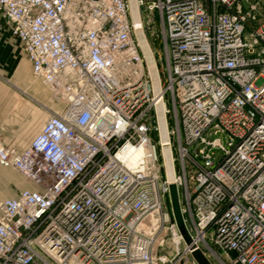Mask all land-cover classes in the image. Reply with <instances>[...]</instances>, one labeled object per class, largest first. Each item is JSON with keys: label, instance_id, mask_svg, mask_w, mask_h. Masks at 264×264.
I'll list each match as a JSON object with an SVG mask.
<instances>
[{"label": "built area", "instance_id": "1", "mask_svg": "<svg viewBox=\"0 0 264 264\" xmlns=\"http://www.w3.org/2000/svg\"><path fill=\"white\" fill-rule=\"evenodd\" d=\"M135 7L0 0V25L59 105L11 83L45 117L25 145L0 136V165L30 183L0 200V264H197V248L212 264H264V0ZM154 22L157 80L137 38ZM162 232L182 246L174 262L156 255Z\"/></svg>", "mask_w": 264, "mask_h": 264}, {"label": "rangeland", "instance_id": "2", "mask_svg": "<svg viewBox=\"0 0 264 264\" xmlns=\"http://www.w3.org/2000/svg\"><path fill=\"white\" fill-rule=\"evenodd\" d=\"M129 3L131 4V1L128 0ZM158 33V25L157 22H154V24L149 25L148 27H145V35L146 38L148 40V43L150 45V48L152 50L153 53V59L155 60V63L159 69V71H162V57H163V53L161 50V45L159 43L158 40V36L156 35ZM23 52V51H22ZM24 58H25V54L24 52L22 53ZM145 55V54H144ZM146 57V56H145ZM147 60V58H146ZM148 61V60H147ZM25 64L26 67L28 69V83H21L18 82V77L17 75L12 73V69L10 68V66H8L6 63L1 62L0 64V77H2V80L0 79V89L4 94H11V97L14 96V92L15 90L13 89V87L11 86V83H14L16 85H18L20 88H22L23 90L26 91V93L34 98L35 96H37L38 98L40 97L41 102L43 103V105H45L46 107L52 109V110H56L58 109L59 105L50 97V94L48 92V90L41 84L39 83L37 80H35L29 70V64L25 58ZM162 74V73H161ZM6 80H5V79ZM34 81V82H32ZM32 82V84H31ZM28 100V99H27ZM27 104L31 103L30 100L26 101ZM26 104V106H27ZM7 106V104H6ZM6 106L4 107V112L8 113V110L6 109ZM4 117H8L4 116ZM45 117V111L41 110L38 108V115L36 117V121L40 124L41 120L44 119ZM15 118V116H14ZM33 122V121H32ZM30 123V122H26V127L28 128V135L20 140H18V146H22L25 145L29 142V140L32 138V136L36 133V129L32 128L34 123ZM3 130H0V136L4 141H7L4 137V135L2 134ZM30 186V183L19 173L17 172L15 169L11 168V167H6V166H2L0 165V200L3 198H7V197H11L14 196L16 194V192L23 187H27ZM162 236L164 237L165 241L163 246H158L156 248V255H160V254H165L167 255L172 262H174L177 257L181 256V249L182 246H179V252L177 254L175 253L174 250V246L173 243L171 241V237L168 233L164 234L163 232L161 233Z\"/></svg>", "mask_w": 264, "mask_h": 264}, {"label": "crops", "instance_id": "3", "mask_svg": "<svg viewBox=\"0 0 264 264\" xmlns=\"http://www.w3.org/2000/svg\"><path fill=\"white\" fill-rule=\"evenodd\" d=\"M139 33H137V38L139 39ZM146 38V35H144ZM147 40V38H146ZM147 44L148 40H147ZM150 47V45H149ZM141 50H144L141 46ZM22 47L20 42L15 38L4 25H0V64L1 62L6 63L12 69V73L17 75L18 82L28 83V69L25 64V58L23 56ZM27 60V58H26ZM28 62V60H27ZM29 64V62H28ZM29 70L31 73V68L29 64ZM2 80V77H0ZM5 79V78H4ZM6 80V79H5ZM38 81V80H37ZM34 82V81H32ZM31 82V84H32ZM39 82V81H38ZM40 83V82H39ZM34 99L41 101L40 97H34ZM31 103L23 102L16 98L11 97V94H4L0 89V130L8 142L15 145L18 144V140L26 137L28 135V128L26 127V122L34 123L32 128L38 129L39 123L35 122L38 115L37 104L30 100ZM7 104V106H6ZM27 104V106H26ZM8 110V113L4 112V107ZM8 117H4L7 116ZM15 116V118H14ZM36 129V131H37Z\"/></svg>", "mask_w": 264, "mask_h": 264}, {"label": "water", "instance_id": "4", "mask_svg": "<svg viewBox=\"0 0 264 264\" xmlns=\"http://www.w3.org/2000/svg\"><path fill=\"white\" fill-rule=\"evenodd\" d=\"M168 188H169L168 198H169V205H170L172 218L180 234L182 235L183 240L185 241V243H188L189 238L186 235L184 228L183 216L179 202L178 188L174 182H169ZM191 256L193 257V259L196 261L197 264H212V262L198 248L191 251Z\"/></svg>", "mask_w": 264, "mask_h": 264}, {"label": "bare ground", "instance_id": "5", "mask_svg": "<svg viewBox=\"0 0 264 264\" xmlns=\"http://www.w3.org/2000/svg\"><path fill=\"white\" fill-rule=\"evenodd\" d=\"M131 1V6L133 8V11L134 13L136 12V7H135V0H130ZM140 35H139V41H140V44L144 50V54L148 60V64H149V67L151 69V72L152 74L154 75V77L156 78V67H155V63H154V59H153V56H152V53H151V48L149 47V45L147 44V40L146 38L141 34V32H138ZM157 80V78H156ZM169 165H170V162H168ZM168 179L170 182H173V173L172 172H169L168 174Z\"/></svg>", "mask_w": 264, "mask_h": 264}]
</instances>
